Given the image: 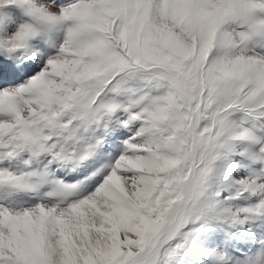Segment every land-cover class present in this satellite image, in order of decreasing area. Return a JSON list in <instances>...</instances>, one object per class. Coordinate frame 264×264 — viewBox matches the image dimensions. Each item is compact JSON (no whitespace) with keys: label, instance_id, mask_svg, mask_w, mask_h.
Segmentation results:
<instances>
[{"label":"snow or ice","instance_id":"6c2138e0","mask_svg":"<svg viewBox=\"0 0 264 264\" xmlns=\"http://www.w3.org/2000/svg\"><path fill=\"white\" fill-rule=\"evenodd\" d=\"M0 264H264V0H0Z\"/></svg>","mask_w":264,"mask_h":264}]
</instances>
